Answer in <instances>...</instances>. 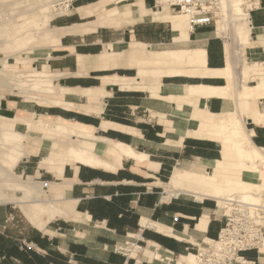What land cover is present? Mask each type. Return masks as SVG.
I'll use <instances>...</instances> for the list:
<instances>
[{"label": "crops", "instance_id": "1", "mask_svg": "<svg viewBox=\"0 0 264 264\" xmlns=\"http://www.w3.org/2000/svg\"><path fill=\"white\" fill-rule=\"evenodd\" d=\"M48 1L58 0H34L44 8L49 31L43 38L46 63L33 73L18 72L22 83L0 90V111L17 103L7 93L37 105L27 116L0 112L1 131L19 138L10 144L27 148L13 170L34 194L26 208L25 199L0 202H13L20 211L0 205V264H162L153 259L154 247L182 256L204 239L217 238L226 222L222 209L194 175L215 173L206 161L223 160L222 145L178 127L201 110L203 95L193 98L195 87L226 83L225 43L219 52L212 46V25L190 34L185 15V37L179 40L174 22L180 13L168 7L157 11L154 0H72L69 11L58 15L49 14ZM136 7L141 14L132 11L131 20L121 14ZM250 17L246 52L258 63L264 61V0ZM145 24L170 25L175 46L152 47L161 39L146 37ZM192 36L203 44L188 45ZM193 48L206 50V65L180 73H163L136 60L141 51ZM58 78L63 84L55 82ZM203 99V109L211 113L236 107L233 98ZM257 106L264 111V100ZM39 110L48 115H35ZM73 124L82 125L84 133L54 131ZM246 125L253 130L252 141L264 147V125L251 120ZM127 148L143 158H134ZM21 162L26 178L16 172ZM54 204L64 213L44 219L33 210ZM129 236H138L142 249L127 259L115 246ZM246 255L264 264V246Z\"/></svg>", "mask_w": 264, "mask_h": 264}, {"label": "bare ground", "instance_id": "2", "mask_svg": "<svg viewBox=\"0 0 264 264\" xmlns=\"http://www.w3.org/2000/svg\"><path fill=\"white\" fill-rule=\"evenodd\" d=\"M72 0H58L47 6V10L55 12V14H63L71 8ZM167 7V6H166ZM132 11L137 15L141 11L132 8L121 14L129 17ZM176 12V11H173ZM180 13V12H179ZM185 14L180 13L178 19L174 22V33L176 37L183 41L185 37ZM216 30L215 33L219 37L231 39V32L234 30V24L237 18L240 21L238 28L235 27L234 37L236 41L240 40V45L249 47L251 45V17L242 5V0H219V9L217 10ZM187 18V16H186ZM6 20L0 22L4 24ZM188 31L192 34V29L187 18ZM237 26V25H236ZM16 35V34H15ZM14 35L10 40L14 39ZM20 40V39H19ZM4 40H2L3 43ZM228 41V40H226ZM225 41V42H226ZM238 42V41H237ZM13 43V42H10ZM239 43V42H238ZM240 46V47H241ZM225 57V79L226 83L221 87L197 86L194 89V95H203L199 97L201 110L178 127V130L185 133L188 130L200 134L206 138L218 141L222 145L225 160L206 161L207 164L215 168L214 174L198 175L194 177L204 183V194L214 196L219 201V208H225L226 200L236 198L241 202L264 207L261 199L264 197V170H258L261 160L264 158V147L257 146L252 141L253 130H249L246 125V118L253 123L264 125V111H261L257 102L264 100V61L258 63H248L247 57L239 56V70L234 67L235 59L230 45L226 44ZM136 60L143 64L157 67L161 72L174 74L184 72L187 67L201 68L206 65V50L204 48L193 49H177L162 50L157 52L144 53L141 51ZM249 60V59H248ZM6 64V63H4ZM11 71L7 68L0 67V82L9 79L8 75ZM256 74V76H255ZM14 75V74H13ZM258 75V77H257ZM255 76V77H254ZM32 77H23V81L30 80ZM257 79L256 83L248 84L251 80ZM216 94L224 99H231L233 96L236 107L218 113H211L206 109L203 103L204 97ZM1 131V129H0ZM54 131H71L83 134L82 125L73 124L72 126L57 125ZM11 137L9 133H6ZM5 144L6 151L0 158V183L13 188L15 195L23 194L25 201L22 202L23 208L33 203L34 194L27 184L23 182L13 169L19 159L26 153L27 148L18 144ZM126 152L136 159L143 158L135 150L127 148ZM235 159H230V158ZM185 192H198L190 188L178 189ZM237 192L238 194L225 195L227 193ZM199 193V192H198ZM225 195V196H224ZM14 198L8 193L0 192V202L11 200ZM264 199V198H263ZM261 202V203H260ZM223 204V205H222ZM36 212L44 219L63 214L61 204L50 206L34 207ZM225 214V210L223 212ZM264 246V240L260 248ZM135 252H133L134 254ZM194 264L193 253L180 256L179 263Z\"/></svg>", "mask_w": 264, "mask_h": 264}, {"label": "rangeland", "instance_id": "3", "mask_svg": "<svg viewBox=\"0 0 264 264\" xmlns=\"http://www.w3.org/2000/svg\"><path fill=\"white\" fill-rule=\"evenodd\" d=\"M133 1L134 0H128L127 2H133ZM50 2H53V1H48L45 3H50ZM43 9L44 8L42 6L34 3V0H0V22H2L3 20H6L4 24H0V46L3 52L2 54L0 51V57L9 59L7 62H4L3 59H1V62H3V68L5 67L11 71V75L7 74L9 79L5 80L4 82H0V90L9 91L12 89V87L10 86L15 87L21 84L22 82H20V77L22 76L18 72L33 73L35 70H41V65L46 63L45 59L43 58L46 56L48 48L46 47V44L44 43L43 38L45 37V34L49 33V31H48L46 24L44 23V18L42 14ZM52 9L53 8L50 9L49 14L57 15L54 13V11L53 13L51 12ZM160 10H162V8L158 9L157 11H160ZM217 17L216 19H218ZM37 22L41 24H39L38 26L36 25ZM239 24H240V21L237 18L234 24V30H235V27L238 28ZM141 26H142V31L146 33L145 34L146 37L152 38L156 36L159 40L161 39L160 40L161 42H157L155 44L153 43L152 47L164 48V47H174L175 46L171 38L172 31H171L170 25L162 24L156 27V24H145ZM154 30L156 31L157 34H153ZM210 30L213 31L210 34L212 36H215L212 46L216 48L217 52H219V50L223 48L224 43L225 45L228 44L231 46L232 51H233V57L235 59L234 67L237 71L239 70L238 59H239V56L242 55V51H243V56L247 57L246 60L248 61V63L250 62L254 63L253 59L250 58V55H247L246 50L248 47L247 46L242 47L240 45L239 39L237 40L239 43L236 41L234 37V30L231 32V39L217 36L216 33L214 32L216 30L214 25L210 26ZM13 35L15 36L14 39L10 40V38H12ZM2 40H4L3 43H2ZM192 40L194 41L189 42L188 45L195 46V45L203 44V42L195 41V37L193 36H192ZM10 42H13V43H10ZM250 43H251V38H250ZM223 50L224 49H222V51ZM1 62H0V67H2ZM256 81L257 79L255 78V80L253 81L251 80L250 82H248V84H254L256 83ZM55 82L63 84V81L60 78L56 79ZM23 85L20 86L19 88H23L24 87ZM27 92H32V91L27 90ZM6 97L8 99L17 100V103H12L11 105L12 109L10 110L0 111L1 114L5 116H9V117H13L16 115L27 116V115L34 113L32 112L33 107L37 108L36 103L27 101L24 96H21V95L16 96V95H12L11 93H7ZM35 115H48V114L39 110L38 114L36 113ZM247 120L248 119L246 118V121ZM248 126L251 127L252 125L248 124ZM37 133L38 132L36 131L29 132V134H32V135H37ZM18 139H19L18 136L8 137V135L5 132L0 131V158L4 155L6 151L5 144H8L11 141L16 142V140ZM38 159L39 158H37L36 160ZM225 159L226 158L224 157L223 160ZM230 159H235V158L233 157ZM261 162H264V158L261 160ZM22 164L23 162H21L20 165L16 167V172L18 174H22V176L26 178L22 173V168H21ZM212 170L213 169L211 168L207 169V171L209 172H212ZM258 170L260 171L264 170V163H261L260 167H258ZM13 173H14V170H13ZM172 186L174 188L176 187L174 183L172 184ZM0 192H5V193L10 194L11 196H14V198L10 197L9 199L11 200H7V201H16V200L25 199V196L23 194L15 195L16 191L13 188L8 187L7 185L3 183H0ZM233 194H238V193L231 192L225 195H233ZM238 196L240 197L239 194ZM263 198L264 197H262L261 199L262 204H264ZM214 203L217 204L216 201H214ZM0 205H4L8 207L14 206L13 208L14 211L17 214L18 213L20 214V211L17 205L13 202L0 203ZM221 209L222 210L219 212V214L224 217L223 212L225 209L223 208Z\"/></svg>", "mask_w": 264, "mask_h": 264}, {"label": "built area", "instance_id": "4", "mask_svg": "<svg viewBox=\"0 0 264 264\" xmlns=\"http://www.w3.org/2000/svg\"><path fill=\"white\" fill-rule=\"evenodd\" d=\"M242 5L250 15L252 11L260 8L261 0H242ZM166 6L187 16L192 34L201 26L214 25L217 28L219 0H154L155 9ZM224 209L225 226L217 238H207L196 245L193 252L194 264H256L246 253L253 250L259 253L263 243L264 207L233 198L226 200ZM137 237L129 236L123 243L115 246V251L127 259L135 258L142 249ZM153 251L156 253L153 259L159 263L180 264V255L174 252L169 253L160 246L154 247ZM135 261L139 262L138 259Z\"/></svg>", "mask_w": 264, "mask_h": 264}]
</instances>
